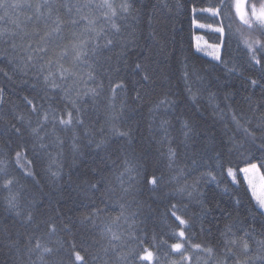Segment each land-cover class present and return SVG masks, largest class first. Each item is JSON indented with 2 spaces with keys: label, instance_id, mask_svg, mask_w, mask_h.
<instances>
[{
  "label": "trees",
  "instance_id": "16d2710c",
  "mask_svg": "<svg viewBox=\"0 0 264 264\" xmlns=\"http://www.w3.org/2000/svg\"><path fill=\"white\" fill-rule=\"evenodd\" d=\"M8 2L31 5L7 12L0 9V16L5 17L0 20V31L17 33L14 38L17 45L26 47L28 36L35 40L36 32L43 35L54 27L47 15L38 17L36 8L43 0ZM49 2L58 9L56 14L67 21L69 13L65 5L82 4L87 0ZM91 2L95 5L102 0ZM109 2L119 13L120 4L125 0ZM129 2L134 4L131 14L127 19L118 16L114 21L120 26L118 35L127 47L121 48L114 40L109 48L102 47L97 57L89 58L95 65L97 80L103 81L104 87L94 100L91 93L82 97L85 123L96 133L94 139L99 141V129H105L108 141L105 149L86 146L87 140L80 129L74 133L59 125L55 132L49 125L47 135L42 130V140L28 133L23 138L17 137L11 128L12 124L19 126L17 116L31 119L34 126L36 123V117L30 113L24 97L53 109L62 108L65 101L60 89H46L37 69H26L27 75H24L19 71L13 73L7 64H0V68L13 77L8 80L0 75V89L3 90L0 99V159L8 162L9 171L19 181L13 188V193H18L15 209L8 207L9 193L0 188V264H42L38 252L29 251L37 241L55 250L54 257H45L49 264L52 260L70 264L73 246L87 264H117L104 228L119 215L121 204L125 206V215L135 213L127 223L120 221L118 231L123 233L125 244L122 248L125 252L139 250L136 240L129 238V233H132L154 252L159 264H264V250L259 249L256 243L264 241L263 211L239 173L242 168L256 164L264 177V166H261L264 150H260L264 134L258 130L264 126V80L261 79L264 60L259 65L255 64L251 59L253 53L245 43L247 41L257 48L256 42H264V36L259 30L248 28L238 18L234 7L226 9L220 17L199 11L216 5L218 0ZM228 2L231 4L233 0ZM263 2L247 0V5L259 7ZM105 11L107 9L93 7L82 9V14L99 20L100 23L95 25L97 30L103 28L105 34L112 37L111 22H103L102 13ZM72 15H76L75 10ZM197 24L214 29L223 27L224 31L198 30ZM87 27L86 21H81L78 27H69L66 23L59 36H54L50 45L54 55L65 46L69 49L68 57L62 61L65 66H69L71 61L69 39L72 32L83 33ZM197 34L222 46L220 56L223 63L197 50ZM21 36H25L23 41ZM6 40V36L0 39V53L5 50L11 52L10 42ZM98 43L101 46L105 44L103 36ZM24 55L21 49L20 56ZM118 60L121 72L108 71L106 74L109 65L115 66ZM136 63L147 67L154 83L148 85L141 80L142 74L135 68ZM184 64H187L189 73L187 85L183 79ZM88 70L86 65L80 66L83 80L75 87L81 92L96 87L88 81ZM252 80L257 84L252 85ZM121 82L126 87L125 107L122 117L115 123L122 131L131 130L130 142L110 131V88ZM57 83L61 82L58 80ZM32 84L36 85L35 89ZM188 86L196 94L195 100L189 97ZM134 89L141 93L139 101L135 100ZM116 92L118 109L123 94L119 88ZM162 100L166 103H161ZM167 101H175V104ZM233 113L242 127H237L233 121ZM185 120L193 128L186 146L182 128ZM161 121H168V124L161 127ZM244 128L255 131L254 142L245 136ZM165 131L171 147L176 150L171 167L167 155L169 145L162 142ZM17 151H22L32 164L28 165L22 159L20 165L23 167L17 165L14 159ZM125 160L136 169L131 181L125 172ZM229 168L238 172L236 181L229 177ZM26 170L33 172L34 177L26 176ZM208 172L215 180L207 175ZM121 173H124L123 186L132 185L127 193L121 190V179H118ZM152 175L163 178L155 191L145 183ZM101 177L115 190L114 195L108 196L103 190H90L91 184L99 186ZM194 184L195 191L190 187ZM185 185L189 186L191 196L187 191L176 193L177 188ZM216 204L219 208L215 207ZM97 208L102 211L92 215ZM205 208L212 211L205 214ZM173 211L188 221L190 227L179 225ZM29 214L31 221L27 220ZM50 224L55 225V233H50ZM181 228L185 236L174 235ZM113 230L117 231L116 228ZM244 241L249 245L247 252L243 248ZM178 242L184 244V249H187L184 255L190 260H184L171 250L170 246ZM196 244L201 248L193 247ZM209 248L211 252L205 250ZM105 249H108L107 255ZM128 264L132 261L129 260Z\"/></svg>",
  "mask_w": 264,
  "mask_h": 264
},
{
  "label": "snow or ice",
  "instance_id": "6c2138e0",
  "mask_svg": "<svg viewBox=\"0 0 264 264\" xmlns=\"http://www.w3.org/2000/svg\"><path fill=\"white\" fill-rule=\"evenodd\" d=\"M23 7H31L30 4H23L20 2L17 3H9L8 0H0V9L7 10L9 9H20ZM67 7V11L69 13V19L67 21L62 20L58 14V9L56 8L55 4L50 3L49 0H43V3L37 5L36 11L39 16L47 15V18L52 21L54 27H52L51 31L45 32L41 35L39 32L35 33L36 39L33 40L31 36H28L26 33L25 36H28V42L25 47L24 44L17 45L15 42V37L17 33L8 34L4 31H0V39H3L5 36L7 37L6 42H10L11 52L5 50L3 53H0V64H7L11 67V71L13 73L19 71L24 75H27L26 69L35 68L39 72L40 76L43 78V84L45 85L46 89H60L63 93L62 100L65 101L63 107L60 109H53L51 106L49 108H45L43 104L34 103L32 99H28L24 97L26 105L29 108V111L32 115L36 117L35 126L31 119H26L25 116L19 115L16 117L19 126L16 124H12L11 128L14 134L17 137L23 138L25 133L30 134L33 137L38 139H43L40 135L41 131L43 130L45 135H47V128L50 125L52 127L53 132H55V128L59 125L64 130H72L74 133L76 129H80L83 132L85 139L87 140L86 146H92L96 149H105L108 147V141L105 138V129L101 127L99 129V134L101 139L99 141L95 140L94 137L96 135L95 132L92 131L91 128L85 123V108L81 107L83 103L82 97L88 96L91 93L93 100L96 96L100 95L101 91L103 90V81L97 80L95 75V65L89 59L90 57L95 58L101 53V48H109L113 45L115 40L116 44L119 45L121 48L127 47L122 39L119 37V33L121 28L117 25L114 21L119 17H123L127 19L128 15L131 14V10H134V4L130 3L129 0H125L124 3L120 4V12L117 13L116 8L113 7V4L109 2V0H102L101 3L93 5L91 0H87L85 3H77L74 5H65ZM107 9V11L102 13L103 22L109 23L111 22V28L114 30L112 37H109L105 34L104 29L100 28L97 30L95 27L96 24L100 23L97 19H90L87 15L82 14V9ZM235 8L236 14L239 15L240 20L250 29L253 31L259 30L261 36H264V3H261L259 8L255 5H246L245 0H234V3H229L228 0H218L216 5L208 8H201L200 12H207L210 13L214 17H220L222 13L226 9ZM44 9V11H41ZM73 10H75L76 15L73 16ZM196 9L193 8V12ZM78 17V18H77ZM247 17V18H246ZM4 16H0V20H4ZM31 19V18H29ZM135 19V17H133ZM81 21H86L87 27L85 32L77 33L72 32L71 38L69 39V44H71V61L69 66H65L62 62L68 57L69 49L67 46L63 47L58 54L54 55V49L50 47L53 43L54 36H59V34L63 31L64 25L67 23L69 27H78ZM200 27H205V25H200ZM215 31L219 33H223V27H218ZM25 36H21L20 39L23 41ZM103 36L105 40V44L101 46L98 41L100 37ZM222 43V41H221ZM246 46L252 51V61L255 64H261V61L264 60V42L257 41L256 43L259 45L257 48H253L251 43L245 42ZM217 47L216 54L213 56V59L217 62L223 63V60L219 54V46ZM21 49L24 51L25 55L20 56ZM257 53H260L259 57ZM110 59V58H109ZM86 65L89 69L86 73L88 77V81H92L96 84V87L88 89L87 91L81 92L75 85H77L81 80H83V76L80 72V66ZM135 68L141 75V80L151 85L154 83V79L151 73L148 71L147 67L142 66L140 63L135 64ZM183 79L187 85V80L189 78V73L187 71V64L183 66ZM108 71L113 73L119 74L121 72V67L119 64V60L117 61L115 66L109 65V68L106 69V74ZM0 75L8 80H12V75L5 71L4 68H0ZM39 79V77H37ZM261 79L264 80V76H261ZM61 83H57V81ZM71 81V84L68 82ZM109 81L111 83V77H109ZM27 83V81H24ZM87 83V81H85ZM252 85H256L257 81L252 80L250 81ZM31 87L35 89L36 85L32 84ZM143 87V84H141ZM119 88L120 92L123 94L121 99V103L119 108L117 109V105L115 103L117 92L116 89ZM135 90V89H134ZM186 90L189 94V97L193 100L196 99V94L193 93L192 88L190 86L186 87ZM136 91L135 100L139 101L141 99V93L138 90ZM2 92L3 90L0 89V99H2ZM110 97L108 100V107L112 110L111 115V127L110 131L112 134L117 135L119 137L125 138L128 142L131 141V130L122 131L117 127L115 121L122 117L124 107H125V100H126V87L121 82L115 84L114 87L110 88ZM161 103H166L165 100H162ZM167 103L175 104V101H167ZM233 121L236 123L237 127H242L239 121L236 119L235 113L232 115ZM168 124V121H161V127H164ZM182 128L183 136L185 138V146L188 139L191 138L190 134L193 133V128L189 124L188 121H182ZM262 134H264V126H261L258 129ZM245 136L250 138L253 142L256 140L255 131H250L248 128L243 129ZM167 131H165L164 136L165 140L162 142L168 143V159H169V167H171L174 158L176 157V150L171 147V141L167 140ZM59 139V137H57ZM231 139V137H229ZM264 139V136H262ZM41 147H44L41 144ZM260 150H264V143H261ZM117 151H119L117 149ZM15 162L17 165H20V161L26 160L28 165L32 164V161L26 159V155L23 154L22 151L15 152ZM125 163V172L128 174V179L131 181L133 179L132 173L136 170L134 166L129 164L127 160L124 161ZM195 163V161H193ZM261 166H264L262 163ZM251 169H257L256 164H251ZM243 172L247 173L249 171L248 168L242 170ZM182 172V170H181ZM139 174V173H138ZM228 174L235 179V172L233 169H228ZM26 176L34 177V173L31 171H25ZM53 175H56L55 173ZM124 173H121V190L125 193L128 192L129 188L132 187L131 183L129 186L125 188L124 180L122 179ZM207 175L212 179L215 180V177L212 175L211 172H208ZM175 179V177H174ZM163 178L157 177L155 175L151 176L150 180H145V183L151 186V190L155 191L156 188L162 183ZM19 181L16 179L14 174L9 171L8 162L5 160L0 159V188L6 190L9 193L7 197V204L10 209H15L18 204V193H13V188L18 185ZM188 185L183 187L177 188V194H183L187 191V194L191 196L192 192L188 191ZM193 191H195V184L190 186ZM90 190H95L100 192L101 190L104 191L105 194L108 196H112L115 194V190L108 185V182L101 177L99 186L97 184H91ZM253 197L256 199V202L260 209H264V192L257 194L255 191L252 193ZM103 202V201H102ZM175 208V205H172ZM216 208H219V205H215ZM102 210L97 208L92 215H98ZM212 211L211 208H205V214H209ZM172 215L176 217L179 221V225H183L185 227H190L188 225V221L184 220L183 218L176 216V212L173 211ZM264 215V212L261 213ZM135 217V213L132 216L125 215V206L123 204L120 205V213L119 215L113 217L111 219L110 224H106L104 231L108 237V243L112 248L114 254H116L117 264H128L129 260L132 261V264H159V261L156 259L155 254L151 251L148 247L144 246V241L141 238L134 237L132 233H129V238L136 240L139 250L136 249H129L127 252L123 251L122 246L125 244V240L123 237V233L118 231L120 227V221L123 220L127 223L130 219ZM27 220L31 221L32 216L29 214L27 216ZM50 233H55L56 228L54 224H50ZM227 227V226H226ZM113 228H116L117 231H114ZM231 229L228 227V232ZM174 235H178V237H184L185 231L183 228L178 233ZM247 235V233H246ZM186 242V241H185ZM259 249L264 250V241H256ZM193 247L200 249L201 245L196 244ZM171 250L176 253H179L184 260H190V257L184 255V252L187 249H184L183 243H174L170 246ZM243 248L247 252L249 245L247 241L243 242ZM183 249V251H182ZM208 252H211L212 249H205ZM30 252H38L39 259L41 260L42 264H49V262L45 259V257H54L56 252L53 248L47 247L46 245H41L38 241L35 243L34 248L29 249ZM105 255L108 254V249L104 250ZM87 264V261L84 260V257L80 255V252L75 251V247L73 246V252L70 254V264ZM15 264V262H14ZM51 264H62V262H57L56 260H52Z\"/></svg>",
  "mask_w": 264,
  "mask_h": 264
},
{
  "label": "rangeland",
  "instance_id": "374dc122",
  "mask_svg": "<svg viewBox=\"0 0 264 264\" xmlns=\"http://www.w3.org/2000/svg\"><path fill=\"white\" fill-rule=\"evenodd\" d=\"M234 3V0H233ZM264 3V2H263ZM245 4L247 5V0H245ZM259 8V7H258ZM238 18L240 19L239 15H237ZM247 18V17H246ZM200 25L202 24H197L196 28L198 30H212L214 28L210 27V26H205V27H200ZM215 30V29H214ZM195 44H196V48L199 52L203 53L206 56H209L211 58H213V56L216 54L217 51V47L219 46V54H221V48L222 46L220 44H214L209 42L202 34H197L195 37ZM248 168L249 171L247 173L243 172L242 170ZM233 171L235 172V179H233L232 176L229 177L231 178L232 181H236V176L238 174V172L236 170L233 169ZM239 173L242 175V177L244 178V180L246 181L250 191L253 193V191H255L257 194H260L261 192H264V177L261 173V170L259 168V166L257 165V169L253 170L251 169V165L242 168ZM255 199V198H254ZM256 201V199H255ZM257 203V202H256ZM258 206V204H257ZM259 207V206H258ZM264 212V209H261Z\"/></svg>",
  "mask_w": 264,
  "mask_h": 264
}]
</instances>
